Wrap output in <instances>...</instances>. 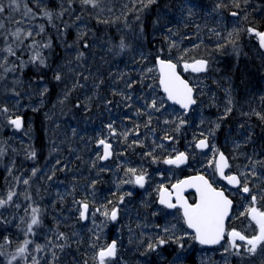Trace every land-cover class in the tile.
<instances>
[{
    "label": "trees",
    "instance_id": "1",
    "mask_svg": "<svg viewBox=\"0 0 264 264\" xmlns=\"http://www.w3.org/2000/svg\"><path fill=\"white\" fill-rule=\"evenodd\" d=\"M0 9V264H100L112 240L105 264H264V242L255 252L246 243L259 234L250 209L264 213V0H0ZM157 57L192 86L188 112L160 91ZM195 59L204 71L185 67ZM219 151L236 188L216 172ZM180 152L183 164L165 162ZM198 173L233 202L214 246L156 202L160 188Z\"/></svg>",
    "mask_w": 264,
    "mask_h": 264
},
{
    "label": "snow or ice",
    "instance_id": "2",
    "mask_svg": "<svg viewBox=\"0 0 264 264\" xmlns=\"http://www.w3.org/2000/svg\"><path fill=\"white\" fill-rule=\"evenodd\" d=\"M85 3L90 2V0H84ZM2 11V9H0ZM254 31L253 29H249V32ZM256 35L259 38V42L261 47H264V33L257 32ZM11 51V50H9ZM161 63V71L164 73V69L167 68L169 72L167 74H163L161 78V84L164 85L165 91L168 93L169 99H175L177 103H180L183 107H187L189 104L194 103L195 101L191 98L192 89L184 83V81L180 80L178 76L175 75L173 71L175 65L167 64L165 65L163 61ZM200 66H192L194 71H200L203 68V62H197ZM185 67H190L189 65H185ZM59 79V77H57ZM13 123L19 127L20 121L15 120ZM100 143H104L101 141ZM203 141L198 146H202ZM109 146L105 144V156L108 155ZM184 160V154H179L175 160L165 161L166 163H182ZM217 170L221 172L223 175V169L227 167V162L224 156L221 154L219 160L216 162ZM229 183H239L235 176L227 177ZM143 176H138L136 178V183L143 185ZM195 181H199L200 183H195ZM187 186H195L197 191L200 193V202L195 206H189L186 202H181V207L183 208L185 222L187 223L188 228L194 229L195 231V239H197L201 244H215L219 242L220 237L224 232V217L227 215V210L231 201L225 198L223 192H217L208 185V182L204 180L203 177H196L194 181H183L181 182ZM179 188V186H177ZM244 192H248L249 189L245 186L243 188ZM11 198V197H9ZM253 201H255V197H253ZM162 204H167L168 207H175V205L168 203L164 194L161 195ZM2 203V202H0ZM87 206L85 205V208ZM250 214L253 220L256 221L259 226V234L252 237L251 239H247L246 243L250 247L247 249L249 252H255L257 246L264 242V213L257 212L255 208L250 209ZM84 216V213H81V217ZM112 219L116 218V212H112ZM33 224L37 223L35 217L32 220ZM231 237H236L240 240H245L246 237L241 235L238 232H231L229 234ZM160 243H164V241H160ZM150 247H152L150 245ZM19 251L23 252V248ZM115 253V244L110 245L106 250H102L99 252V260L100 264H105V257L113 256Z\"/></svg>",
    "mask_w": 264,
    "mask_h": 264
},
{
    "label": "water",
    "instance_id": "3",
    "mask_svg": "<svg viewBox=\"0 0 264 264\" xmlns=\"http://www.w3.org/2000/svg\"><path fill=\"white\" fill-rule=\"evenodd\" d=\"M161 61H163V63H164L165 65H167V64H173V65H175V68H174V70H173V71L175 72V75L178 76L180 80L184 81V83L187 84V86H188L189 88L192 89L191 98L194 100V91H193L192 86H191V85L189 84V82H188V81H187V80H186V79L180 74V72L178 71V67H177L176 63H174L173 61H170V60L161 59V58H159V57L156 58V67H157L158 74H159V76H158V84H159V89H160V91L165 95V97H166V99L168 100V102H170L171 104H174V105L178 106L179 108L183 109L184 111L188 112V111L190 110V108L195 104V102L189 104V105L185 108V107H183L180 103H177L175 99H169V98H168V93L165 91L164 85L161 84V78H162V75H163V74H167V73L169 72V70H168L167 68H165V69H164V73L162 74V71H161V63H160ZM197 62H203V68H202V70H200V71H204L205 68H206V66H207V61L204 60V59H195V60H193V61L190 63L191 67H192V66L199 67L200 65H199ZM15 120H19V121H20V125H21V121H22V118H21V117H16V118L13 119V121H15ZM101 141H103V140H100L99 143H98V145L102 144V143H100ZM201 141H203V145H202V146H198V145L201 144ZM105 144H107V145L109 146V148H108V155H107V156H105ZM207 146H208V142H207V139H206V138L199 139V140L196 142V147H197V149H199V150H205ZM179 154H181V153H179ZM179 154H178V155H179ZM183 154H184V153H183ZM221 154L224 156V158H225V160H226V162H227V158H226L225 154H224L222 151H219V152L217 153L216 158H215V159H216V162L219 160ZM178 155H177V156H178ZM109 156H110V145H109L108 143H105V142H104V143H103V152H102L101 159H102V160H106ZM177 156H176V157H177ZM176 157H173V158H171V159H169V160H175ZM184 159H185V155H184ZM183 162H184V160H183ZM183 162H182V163H183ZM182 163H176V164H182ZM169 164H170V163H169ZM224 170H225V168L223 169V175H222L221 172L218 171V170H217V167H216V172H217V174L221 177V179H222V180H223L228 186H230V187H237V186H239L240 181H239V177H238V175L235 174V173L225 174V173H224ZM229 176H235V177L237 178V180L239 181V183H229V182H228V179H227V177H229ZM196 177H203L204 180L208 182V185H210L211 188H212L213 190H215V191H217V192H223L225 198L228 199L229 201H231V204L229 205L228 210H227V215L224 217V224H223L224 232H223L222 236L220 237L219 242H218V243H215V244H201L197 239H195L196 242L199 243V244H201V245H206V246H214V245H218V244H219L220 242H222L223 239H224L225 230H226V222H227V220H228V218H229V216H230V213H231V210H232V206H233V202H232V200L226 195V193L224 192L223 189L213 187L212 184L210 183V181L208 180V178H207L205 175L200 174V173H198V174L188 175V176H185V177L181 178L179 181L173 183L169 188H166V187L161 188L160 191H159V195H158L157 202H158L160 205H163V206H165V207L168 208V209L179 208V209H180V212H181V215H182V217H183L184 223H185V225L187 226V223L185 222V218H184V215H183L184 210H183V208L180 206V205H181V202H186L189 206H195L196 204H198V203L200 202V193L197 191V188H196L195 186H187V185L182 184L181 182H183V181H194V178H196ZM195 183H200V182H199V181H195ZM177 186H179V188H178ZM188 192H192V193H193V195H194V201H190V200H189V198L187 197V194H186V193H188ZM162 193L164 194V196H165V198L167 199L168 203H171V204L175 205V207H171V208H170V207L167 206L166 203H165V204H162V203L160 202V201H161V195H162ZM85 205H86V204H82V205H81V207H82V208H81V209H82L81 213H82V212L84 213V216L82 217L83 220L85 219V215H86V208H85ZM114 211L116 212V215H117V211H116V209H114ZM112 212H113V211H112ZM111 216H112V213H111ZM187 227H188V226H187ZM189 229H191V228H189ZM191 230H192V231L194 232V234H195L194 229H191ZM113 243H114L115 246H116V242H115L114 240H112V241L108 244V246H107L106 248L99 250V252L102 251V250H106V249H107L110 245H112ZM99 252H98V254H99ZM114 255H115V253H114ZM114 255H113V256H110V257H114ZM98 258H99V255H98ZM105 258H107V257H105Z\"/></svg>",
    "mask_w": 264,
    "mask_h": 264
},
{
    "label": "flooded vegetation",
    "instance_id": "4",
    "mask_svg": "<svg viewBox=\"0 0 264 264\" xmlns=\"http://www.w3.org/2000/svg\"><path fill=\"white\" fill-rule=\"evenodd\" d=\"M110 156H111V152H110ZM110 156H109V157H110ZM169 165H175V166H177V164H169ZM174 168H175V167H174ZM144 180H145V179H144ZM144 180H143V183H144ZM171 184H172V183H170L168 186H164V187L169 188V187L171 186ZM138 185H141V184L138 183ZM160 189H161V188H160ZM160 189H159V190H160ZM158 193H159V191H158ZM158 193H157V198H158ZM186 194H188V193H186ZM187 197H188V196H187ZM156 202H157V199H156ZM157 204H158L159 206L164 207L163 205H160L158 202H157ZM164 208H165V207H164ZM166 209H167V208H166ZM173 209H177V208H173ZM169 210H172V209H169Z\"/></svg>",
    "mask_w": 264,
    "mask_h": 264
},
{
    "label": "rangeland",
    "instance_id": "5",
    "mask_svg": "<svg viewBox=\"0 0 264 264\" xmlns=\"http://www.w3.org/2000/svg\"><path fill=\"white\" fill-rule=\"evenodd\" d=\"M189 68L193 70V67H189Z\"/></svg>",
    "mask_w": 264,
    "mask_h": 264
}]
</instances>
